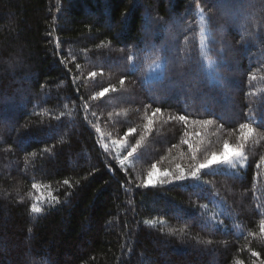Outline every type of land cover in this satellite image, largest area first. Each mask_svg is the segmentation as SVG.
Segmentation results:
<instances>
[{"label":"trees","instance_id":"1","mask_svg":"<svg viewBox=\"0 0 264 264\" xmlns=\"http://www.w3.org/2000/svg\"><path fill=\"white\" fill-rule=\"evenodd\" d=\"M202 43L223 52H209L220 87L198 65ZM153 49L161 58L170 49L181 71L170 63L163 79L145 80ZM109 85L117 91L89 99ZM155 107L163 114L126 175L95 128L110 140L128 127L143 134ZM185 113L187 126L168 119ZM205 119L213 123H195ZM240 123L254 131L237 173L137 187L152 163L187 169L185 139L198 159L239 143ZM261 156L264 0H0V264H261ZM33 183L59 203L38 202Z\"/></svg>","mask_w":264,"mask_h":264},{"label":"snow or ice","instance_id":"2","mask_svg":"<svg viewBox=\"0 0 264 264\" xmlns=\"http://www.w3.org/2000/svg\"><path fill=\"white\" fill-rule=\"evenodd\" d=\"M127 19V16L125 17V20ZM201 34L202 36H207L209 41L212 44H215L216 41L211 39V32L207 31L206 28L203 26L201 27ZM155 54V59L153 60L152 64L149 65V73L154 71H160L161 73V79H163L164 74L166 70L169 67V64H173V70L174 71H181V68L179 65L176 64V58L171 57L170 59V49L163 50L165 52L164 56L161 58L160 51L161 50H152ZM209 52L215 53V49H209L207 46V43H202V56L203 61H198V65L201 67V70H204L205 63L206 62V68H207V75L212 77L213 83L220 87L222 86V80L223 76L221 73L217 71V64L216 61L212 59V57L209 55ZM216 55H223V52L215 53ZM137 53H132L126 56V60L129 62L133 61V57L137 56ZM181 63H187V60L185 59ZM79 67V65H77ZM133 68L135 70H139L140 65L133 63ZM89 78L92 80H95V78L98 75H103V72L97 73L95 71L90 72ZM120 85L125 84V79L121 78L119 80ZM117 89L114 85H109L108 87H102L99 91H96L89 99L90 100H101L104 98L107 94L110 92H116ZM89 107L88 103H84V108L87 110ZM149 106L146 105L145 109H147ZM162 109L161 107H155L150 114L145 111V123L143 125V134L139 133L136 127H128L127 131L124 132L123 136L119 139H114L111 141V143L115 146H118L121 150L120 153H118L119 157V166L121 169L124 170L125 174L128 175V168L125 166V162L128 161L130 158L134 159L138 156L139 150L141 148L142 141L145 139V135L149 134L153 130V124L155 123V119L157 116L162 115ZM95 115V113H93ZM169 120H178L179 122L183 123L185 126L189 123V115L187 113L181 114V115H172L168 117ZM195 123H200L202 125H210L213 123L212 120H200L195 121ZM239 132L240 142L237 144H230L227 140L223 144V148L219 151H212L208 153L207 155H204L202 159H198V153L201 152V148L199 146L193 145L189 140L185 139L182 142L184 144L188 145V149L190 152V160L192 163L189 165L187 169L182 167L181 165H176V168L174 170H169L167 168L161 170L157 163H152L150 170L147 172L146 177H144L141 184H138L137 187H156L158 185H166V184H172V183H182L185 181H195V182H201V176L204 172V170H208L215 174L216 171H218L222 166L230 165L232 168H235L237 166V163L240 161H243L246 159L244 148L245 144L248 141L249 137L253 134L254 129L252 126L248 123H240L239 126ZM96 133H100L101 129L99 127L95 128ZM187 135V132L185 133ZM137 136L139 138H137ZM105 139L102 137V140ZM101 146L104 149V151L107 153L110 151L107 143H102ZM45 152H48L49 149H45ZM205 152H207V149H204ZM264 165V156L260 157L259 162L257 163L256 167L257 169H260V167ZM131 183V181H129ZM63 184L68 186L69 188L72 187V184L69 180L65 179L63 180ZM32 188L38 190L40 195L37 197V201L39 202L41 199L45 201H49V206L54 207L56 203H59V198L49 193L48 197L43 196L42 186L33 183ZM70 195V193H68ZM50 198V200H49ZM201 207H207L206 205H202ZM30 211L32 213H41L42 208L37 206V203H33L31 205ZM215 220V218H212ZM260 227V235L264 236V219H261L259 222ZM253 235H255L253 233ZM208 243H211V241H208ZM251 255L253 257H258L259 254L256 251H252ZM242 264V262H241ZM253 264H255V261H253ZM261 264H264V261H261Z\"/></svg>","mask_w":264,"mask_h":264},{"label":"rangeland","instance_id":"3","mask_svg":"<svg viewBox=\"0 0 264 264\" xmlns=\"http://www.w3.org/2000/svg\"><path fill=\"white\" fill-rule=\"evenodd\" d=\"M160 74V71H154V72H151L149 73V67H148V70H147V73L145 75V80H149L151 78H156L158 77ZM100 134V137L102 138H105L103 139V141H106V143L115 150L116 154L120 153L121 150L119 149L118 146H115L111 143L112 140H110L108 138V136L106 135V132L104 130L101 129V132L99 133ZM127 162V161H126ZM245 164H246V159L243 160V161H240L237 163V166L235 168H232L230 165H225V166H222L218 171H222V172H226V173H237L238 170L240 169H243L245 167ZM193 185L196 184V182H193L192 183Z\"/></svg>","mask_w":264,"mask_h":264}]
</instances>
